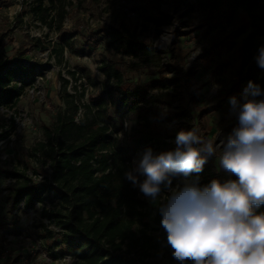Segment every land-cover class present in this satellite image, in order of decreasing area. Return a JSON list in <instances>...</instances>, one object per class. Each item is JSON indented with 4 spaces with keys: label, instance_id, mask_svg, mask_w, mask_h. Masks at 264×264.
I'll return each mask as SVG.
<instances>
[{
    "label": "rangeland",
    "instance_id": "rangeland-1",
    "mask_svg": "<svg viewBox=\"0 0 264 264\" xmlns=\"http://www.w3.org/2000/svg\"><path fill=\"white\" fill-rule=\"evenodd\" d=\"M58 3L59 0H54L53 5ZM40 5L43 9L49 7L48 11L36 9ZM190 5L195 8L191 15L187 14ZM64 6L65 13L60 21L59 10L52 7V0H0V56L6 62L28 59L38 68L51 69L52 76L48 83L47 104L32 101L29 96H24L18 103L21 117L28 113L33 118L34 126L30 121L21 128L18 126L16 136L21 140L17 145L11 143L14 139V132L11 131V139L5 149L7 163H0V264H68L65 256H52V252H61L62 247L51 246L54 240L60 241L61 238L57 225H50L39 214L41 204L36 203L35 209L29 212L23 207L21 199L17 207L10 211L5 198L9 190L5 187H11L14 182L8 179L6 173L13 167L18 170L34 162L33 147L46 140L44 127L55 124L58 112L64 114L72 110L71 99L65 95L69 86L73 91L76 84L88 81L85 95L76 98L79 102H85V106L82 105L79 115L77 106L74 121L79 124L84 119H92L96 111L93 101L103 95L107 84L106 76L100 69L102 60L107 59L121 72L124 77L123 89L147 92L155 114L150 118L153 120L151 129L159 134L155 141H169L159 152L173 150L176 134L181 130L197 128L206 140L220 145L238 125L237 112L230 98L235 97L238 104L243 102L229 90L241 80L248 68V65L242 67L243 57L240 53L242 40L250 31V21L244 13L240 12L231 24L222 28L213 25L208 18L209 9H201L198 0H66ZM161 12L164 18L171 17L170 23L158 25L154 21L163 16ZM110 26L127 29L128 32L124 31L127 41L136 40L156 48L158 51L155 52L162 57L161 65L162 60H165V65L157 68L143 62L140 57L131 56L129 49L125 48L128 45L120 47L118 43H112ZM258 41L264 46L262 37ZM211 46H215L217 55L209 60L201 59L211 50ZM47 53L50 54L49 59H46ZM245 59L249 64L255 60L249 56ZM63 74L66 78L62 77ZM258 74L262 76L264 73ZM65 80L68 81L67 92L63 88ZM158 80H164L171 86L168 90L170 98L160 104L154 100L158 90L149 86ZM110 82L116 84L117 81L111 79ZM89 105L93 108L91 111L87 108ZM3 112L0 109V127L2 124L9 126L11 117H14L11 113ZM106 115L115 120L119 130L122 125L124 129L127 127V122L119 119L111 101ZM167 117L171 119H157ZM108 133L111 135L113 132ZM125 133L126 129L115 132L116 137L112 136L124 144L127 142ZM142 153L137 151L132 157L133 168L137 166ZM218 155L219 152L208 157L205 163L215 174L216 180L224 182L236 179L220 168ZM32 170L29 169V176H32ZM38 172L44 173V170L41 168ZM181 177L173 178V187L193 182ZM167 194V191H163L162 197ZM141 198L145 201V214L141 222L158 228V234H161L163 228L159 204H154L156 201H151L142 193ZM50 200L51 196L45 198L43 203L53 208ZM157 201L160 202L159 199ZM34 220V225H31ZM46 228L53 231L54 238H49ZM172 253L173 249L168 250L163 246L158 255L150 256L146 261L180 264ZM185 264L192 262L186 261Z\"/></svg>",
    "mask_w": 264,
    "mask_h": 264
},
{
    "label": "trees",
    "instance_id": "trees-1",
    "mask_svg": "<svg viewBox=\"0 0 264 264\" xmlns=\"http://www.w3.org/2000/svg\"><path fill=\"white\" fill-rule=\"evenodd\" d=\"M65 2L66 0H59L58 4L53 5L52 0V7L59 10L60 21L65 13ZM198 2L201 9H209L208 18L213 25L222 28L231 24L240 12L248 17L250 31L240 46L242 67L248 65V68L229 92L243 103L251 99H264V95L253 92L254 87L258 86L261 93H264V74H258L264 73V69L258 66L256 59L250 64L245 59L247 56L255 58L262 46L258 39H264V0ZM157 5L160 6V3ZM36 9L43 8L40 5ZM48 9L45 6L43 10ZM154 21L160 25L169 23L170 19L159 17ZM124 31L128 32L127 29ZM124 31L110 29L112 43L118 42L120 47L128 45L125 48L133 55L141 51L140 59L143 62L157 68L162 67L161 58L150 44L127 41ZM215 49V46H211V50L201 59L209 60L217 55ZM100 69L106 76L107 84L103 95L93 101L96 111L93 112L92 119L76 123L74 116L77 107L72 96L65 94L71 99L72 110L64 114L58 112L55 124L44 127L46 140L34 146L32 152V156L40 164L39 168L34 169V173L37 174L42 166L49 164L52 169L50 177L42 183L31 182L25 172L30 163L21 172L11 169L7 173L17 177L18 182L6 200L10 209H13L24 198L27 207L31 208L36 202L43 201L46 193H49L48 197L52 195L50 201L53 208L44 209L42 216L62 229L58 234L61 240H54L51 245L62 249L61 252H52L53 258L69 253L77 259L74 264H163L146 261V258L158 255L163 246L168 250L172 249L167 242V233L162 229V233L158 234V228L141 222L145 214V201L139 198L137 187H133L125 176L127 171L134 169L132 157L135 153L159 136L158 132L151 129L153 120L150 118L154 114L152 101L145 90L123 89V75L107 59L102 60ZM37 72L35 64H26L22 58L6 62L0 56V105L16 104L23 89L35 80ZM113 78L116 79V84H111L110 80ZM17 80L23 82V87L18 88L13 84ZM67 82L64 81V91ZM149 86L158 90V95L154 96L158 104L170 98V86L163 83V80ZM110 101L115 105L119 119L127 122L126 144L112 136L123 130L124 126L119 130L115 120L105 116ZM87 108L89 111L93 109L91 105ZM157 119L169 120L171 117ZM109 131L113 133L110 135ZM159 144L160 141H155L149 148L156 151ZM109 149V152H104ZM186 177L192 181L202 177L200 187L214 180V174L207 164H204L200 173L193 172ZM139 178L141 181L144 179L143 176ZM154 204L160 202L156 201ZM263 208L264 205H261L256 212H263ZM47 234L49 238H54L52 230L47 229Z\"/></svg>",
    "mask_w": 264,
    "mask_h": 264
},
{
    "label": "clouds",
    "instance_id": "clouds-1",
    "mask_svg": "<svg viewBox=\"0 0 264 264\" xmlns=\"http://www.w3.org/2000/svg\"><path fill=\"white\" fill-rule=\"evenodd\" d=\"M255 59L264 69V46ZM253 92L264 95L258 86ZM230 103L238 125L220 145L197 128L181 130L173 150L155 153L148 148L125 173L145 197L160 200L161 227L180 264H264V212H256L264 205V99L238 104L232 97ZM217 152L220 168L236 179L172 186L174 177L200 173Z\"/></svg>",
    "mask_w": 264,
    "mask_h": 264
},
{
    "label": "built area",
    "instance_id": "built-area-1",
    "mask_svg": "<svg viewBox=\"0 0 264 264\" xmlns=\"http://www.w3.org/2000/svg\"><path fill=\"white\" fill-rule=\"evenodd\" d=\"M189 9L191 10H189L188 12H187V14L189 13V15H191L193 12H194V6H192V5H190V7H189ZM163 14V16H162V18H164L165 16H164V13H162L161 12V15ZM189 15L188 16H186V19H187V17L189 18ZM170 19V22H171V17L170 16H167L165 19ZM169 22V23H170ZM109 29H115V30H119V31H124V30H122V29H116V28H114V26H110L109 27ZM118 43V42H117ZM116 44V43H115ZM119 44V43H118ZM154 50L157 52L158 50L156 49V48H154ZM141 51H138L137 52V55H133V53L132 52H130V50H129V53L131 54V56H133V57H140L141 56V54L142 53H140ZM50 54L49 53H47V56H46V59H49L50 58V56H49ZM162 58V57H161ZM24 61H25V63L26 64H31V62L28 60V59H24ZM162 65H165V60H162ZM36 67H37V65H36ZM37 69H38V72H37V75H36V77H35V80L30 84V85H28V86H26L24 89H23V91H22V93H21V95L19 96L20 98H19V101L16 103V104H10V105H0V109H2L4 112L3 113H11L12 115H14V117H11V122H10V125L9 126H5V125H1V127H0V147L3 145V144H5V146H4V148H2V149H0V163H3V162H5V163H7V158H8V155L5 153V149L7 148V145H8V141L11 139V131L13 130V135H14V139L12 140V144H18V141H20L21 140V137H19V136H16V133H17V129H18V126H20V128L22 127V126H25L26 125V123L28 122V121H30V123L34 126V124H33V118H30V116H29V114L28 113H26L24 116H23V118L21 117V115H20V113H19V106H18V103L21 101V99L22 98H24V96H29L30 98H31V100L32 101H34V100H36L37 101V103H40V104H47V102H48V83L50 82V80L52 79V76H51V74H50V72H51V69H47V70H44V69H42V68H38L37 67ZM60 70H58V72H59ZM75 72V70H73V72L72 73H74ZM74 76V75H73ZM62 77L63 78H66L65 76H64V74L62 75ZM75 78L76 79H78V81H79V76H75ZM114 79V78H113ZM68 80H70V79H68ZM163 83H165V84H167L166 82H164V80H163ZM13 84L15 85H17V87L18 88H21V87H23V82L22 81H20V80H17V81H13ZM87 84H89L88 83V81L86 80V83H83L82 81H81V83L80 84H76L74 87V90L72 91V86H69L68 87V94L70 95V96H72V99H73V101H74V104H76V107L78 106L79 107V111H78V107H77V111H78V115L82 112V105L83 106H85V102H82V100L79 102L76 98H82V96H84L85 95V93L87 92ZM167 85H169L170 86V84H167ZM169 89H171V86L169 87ZM168 89V90H169ZM67 91V90H66ZM171 92V91H170ZM149 98V97H148ZM20 115V116H19ZM77 118V117H76ZM22 122V123H21ZM125 129H123V130H121V132L122 131H124ZM113 136L114 137H116L117 136V134H113ZM44 141V140H43ZM155 141H152L151 143H154ZM169 141L168 140H165V143H162V142H160V144L158 145V150H156V151H154L152 148V150L154 151V152H157L158 151V153H159V151L162 149V148H164V145H168V144H166V143H168ZM151 143L150 144H148V145H146L145 147H141L138 151H142V152H144L146 149H148L149 148V146L151 145ZM155 146V145H154ZM110 151V149L109 150H105L104 152H109ZM139 153V152H138ZM35 159V158H34ZM111 161V160H110ZM79 164V163H78ZM94 165H96V164H94ZM208 165V164H207ZM40 166V164L36 161V160H34V162H30V167L27 169V170H25V172H26V177H28V178H30L31 179V182H35V183H42V182H44L45 180H46V178L47 177H50V174H51V172H52V169H51V167L49 166V164H45L44 166H42V169L44 170V173H37V174H35L34 173V169H37L38 167ZM30 168H32L33 170H32V176H29V174H28V171H29V169ZM12 169H17V168H12ZM24 169V167H22V168H20V169H18V171H22ZM212 171V170H211ZM213 173V172H212ZM214 174V173H213ZM6 176L8 177V179L9 180H11V181H13L14 182V184L10 187V186H6L5 188L6 189H8L9 191L5 194V198H7L8 196H9V194H10V192H11V190H12V188L16 185V183L18 182V178L17 177H13V176H10L8 173H6ZM178 177V176H177ZM181 178H183V179H186L187 177L186 176H182ZM37 179H40V180H37ZM188 179V178H187ZM214 179H216V177H215V174H214ZM218 179V178H217ZM202 180H203V178L201 177V178H199V179H197V180H194L193 182H195V183H198V185L202 182ZM220 181V180H219ZM10 187V188H9ZM137 189H138V196H139V198L142 200V198H141V192H140V190H139V188L137 187ZM166 191V190H165ZM49 196V193H46L45 194V198H47ZM51 197H52V195H51ZM23 199V201L21 202V200L17 203V205L21 202L22 204H23V207L27 210V211H29L30 212V210L31 211H33L34 209H35V205H34V207H31V208H28L27 207V205H26V202H25V199L24 198H22ZM45 200V199H44ZM44 200L43 201H40V202H36L37 204H41V210H40V212H39V214L41 215V217H42V212H43V210L44 209H51L50 208V206L48 207L47 205H45L43 202H44ZM53 200H55L56 201V199H53ZM35 203V204H36ZM57 203V202H56ZM49 204V203H48ZM17 205L13 208V209H10V211H12V210H14L16 207H17ZM42 219H43V217H42ZM47 220H48V223L51 225V224H54L53 222H51V220L50 219H48V218H46ZM34 222H35V220L34 221H32L31 222V225H34ZM56 225V224H55ZM56 229H57V231H62V229L59 227V226H57L56 227ZM65 256V257H64ZM63 257H64V259H65V261L68 263V264H74V262L77 260L72 254H69V253H67V254H65Z\"/></svg>",
    "mask_w": 264,
    "mask_h": 264
}]
</instances>
